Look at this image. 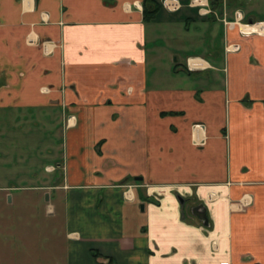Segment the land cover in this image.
I'll use <instances>...</instances> for the list:
<instances>
[{"label": "crops", "instance_id": "obj_1", "mask_svg": "<svg viewBox=\"0 0 264 264\" xmlns=\"http://www.w3.org/2000/svg\"><path fill=\"white\" fill-rule=\"evenodd\" d=\"M172 1L0 0V113L55 114L61 152L0 208L46 195L64 234L15 251L6 212L0 264H264V0Z\"/></svg>", "mask_w": 264, "mask_h": 264}, {"label": "rangeland", "instance_id": "obj_2", "mask_svg": "<svg viewBox=\"0 0 264 264\" xmlns=\"http://www.w3.org/2000/svg\"><path fill=\"white\" fill-rule=\"evenodd\" d=\"M262 5L264 13V1ZM48 115L35 109L21 111L20 114L0 113V171L8 172L12 183L35 184L49 177L53 179L57 174L49 172V169L60 160L59 131L52 127L55 114ZM51 179L48 181L52 182ZM20 193L25 204H15L7 210L0 208V215L7 212L16 225L14 231L9 232V247L20 252L41 250L45 247V236L63 237L62 230L58 228L50 233L44 230L45 196L28 190ZM24 234L33 236V240H25ZM4 249H7V244L4 247L0 245V251Z\"/></svg>", "mask_w": 264, "mask_h": 264}, {"label": "built area", "instance_id": "obj_3", "mask_svg": "<svg viewBox=\"0 0 264 264\" xmlns=\"http://www.w3.org/2000/svg\"><path fill=\"white\" fill-rule=\"evenodd\" d=\"M162 4L169 10H175L178 8V2L172 0H163Z\"/></svg>", "mask_w": 264, "mask_h": 264}, {"label": "water", "instance_id": "obj_4", "mask_svg": "<svg viewBox=\"0 0 264 264\" xmlns=\"http://www.w3.org/2000/svg\"><path fill=\"white\" fill-rule=\"evenodd\" d=\"M135 179H141V178H135ZM47 196L45 195V198ZM195 214L202 220L204 223H207V218H206V211L205 209L202 210H196Z\"/></svg>", "mask_w": 264, "mask_h": 264}, {"label": "trees", "instance_id": "obj_5", "mask_svg": "<svg viewBox=\"0 0 264 264\" xmlns=\"http://www.w3.org/2000/svg\"><path fill=\"white\" fill-rule=\"evenodd\" d=\"M155 9H156L155 6L150 8L148 5H146V8H144V12L146 11V13H148V15H146V17L150 18L154 14Z\"/></svg>", "mask_w": 264, "mask_h": 264}, {"label": "bare ground", "instance_id": "obj_6", "mask_svg": "<svg viewBox=\"0 0 264 264\" xmlns=\"http://www.w3.org/2000/svg\"><path fill=\"white\" fill-rule=\"evenodd\" d=\"M258 27H253V29H256L257 31H263L262 29V26H264V23L263 24H259V25H257Z\"/></svg>", "mask_w": 264, "mask_h": 264}, {"label": "flooded vegetation", "instance_id": "obj_7", "mask_svg": "<svg viewBox=\"0 0 264 264\" xmlns=\"http://www.w3.org/2000/svg\"><path fill=\"white\" fill-rule=\"evenodd\" d=\"M59 166H60V164H58L57 166H52L49 170H54L55 167H59Z\"/></svg>", "mask_w": 264, "mask_h": 264}]
</instances>
